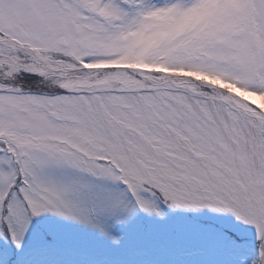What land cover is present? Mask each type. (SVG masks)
I'll list each match as a JSON object with an SVG mask.
<instances>
[{
    "label": "rangeland",
    "instance_id": "rangeland-1",
    "mask_svg": "<svg viewBox=\"0 0 264 264\" xmlns=\"http://www.w3.org/2000/svg\"><path fill=\"white\" fill-rule=\"evenodd\" d=\"M0 33L87 65L0 44V264H264V135L213 87L264 108V0H0Z\"/></svg>",
    "mask_w": 264,
    "mask_h": 264
},
{
    "label": "bare ground",
    "instance_id": "bare-ground-1",
    "mask_svg": "<svg viewBox=\"0 0 264 264\" xmlns=\"http://www.w3.org/2000/svg\"><path fill=\"white\" fill-rule=\"evenodd\" d=\"M0 43L4 44L6 46H9L11 48H18L22 51H24L27 55H29L33 60H35L37 63H34L32 66L38 68V69H53V70H65V68L74 67L73 63L63 61L62 59H56L48 54L42 53L38 49L30 48L26 45H24L21 41L18 39L6 37L3 35H0ZM7 60L13 61L11 56L7 57ZM143 75H146V73L141 72ZM150 78V77H149ZM220 93V91H219ZM224 99L228 102H230L232 105H237L239 107H245L248 111H250L253 116L258 119L260 123V128L264 132V114L255 110L252 106H248L247 103L244 102V97L241 98H235L231 94H221ZM250 101L254 103H261L262 101V95L259 92H254L252 94H248L246 96Z\"/></svg>",
    "mask_w": 264,
    "mask_h": 264
}]
</instances>
